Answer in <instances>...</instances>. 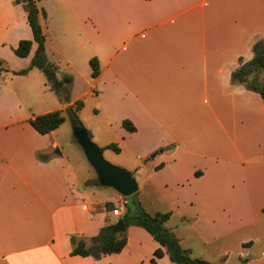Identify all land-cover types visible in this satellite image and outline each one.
I'll list each match as a JSON object with an SVG mask.
<instances>
[{
	"label": "crops",
	"instance_id": "1",
	"mask_svg": "<svg viewBox=\"0 0 264 264\" xmlns=\"http://www.w3.org/2000/svg\"><path fill=\"white\" fill-rule=\"evenodd\" d=\"M13 2L0 0V58L17 71L28 67L36 43L27 57L14 54L20 40L33 38ZM37 7L46 57L57 78L69 75L72 83L62 104L36 68L0 74V264H151L159 247L129 226L119 253L70 254L72 237L89 247L127 200L111 189L91 202L95 178H80L55 153V130L41 135L28 120L68 110L75 75L82 68L90 76L92 57L100 70L90 76L92 92L110 122L125 138L150 129L156 139L141 154L155 155L147 176L133 172L142 207L170 213L165 225L192 258L264 259V103L231 81L264 40V0H38ZM163 172L166 180L154 181ZM167 257L156 264H172Z\"/></svg>",
	"mask_w": 264,
	"mask_h": 264
},
{
	"label": "trees",
	"instance_id": "2",
	"mask_svg": "<svg viewBox=\"0 0 264 264\" xmlns=\"http://www.w3.org/2000/svg\"><path fill=\"white\" fill-rule=\"evenodd\" d=\"M38 0H14V4H20L26 12V20L32 32V40H20L15 49L14 54L19 58L29 55L32 43H36V49L27 68L21 70H11L7 62L0 58V74L11 73L14 76L26 75L29 70L36 68L45 77V83L50 90L57 96L60 103L64 104L69 101V90L72 78L69 75L57 78L58 67L51 63L45 54V36L39 21L40 10L37 7ZM42 15H45L41 10ZM253 57L249 62L241 63V65L231 73V81L234 84L242 85L246 90L256 92L260 95L264 103V40H258L252 47ZM241 62V60H240ZM90 76L97 78L99 70V62L96 57H92L89 62ZM263 72V78L259 79L258 73ZM83 108V101L78 99L69 109L73 116L77 119V113ZM65 121L61 110L47 112L41 115H32L28 120L30 126L39 134L45 135L56 130ZM122 127L128 132H134L135 127L129 120L122 121ZM105 149H111L119 152L116 144H108ZM161 164L156 166L160 168ZM96 185L101 186L97 179L94 181ZM125 199V198H124ZM125 212L121 215L125 227L137 226L143 228L151 237L159 244L154 250L151 264H156V259L162 258L164 254L172 263L176 264H212L201 258H192L189 250L183 249L178 238L174 233L166 227L165 223L170 217L169 212H156L149 214L140 204L137 193L127 199ZM105 208L111 211L114 207L112 203H106ZM114 222L107 221L99 233L88 239L90 246L84 238H71L72 256H92L99 258L100 255L116 254L122 251L126 244V231L120 233L112 232Z\"/></svg>",
	"mask_w": 264,
	"mask_h": 264
},
{
	"label": "rangeland",
	"instance_id": "3",
	"mask_svg": "<svg viewBox=\"0 0 264 264\" xmlns=\"http://www.w3.org/2000/svg\"><path fill=\"white\" fill-rule=\"evenodd\" d=\"M79 71L80 72L75 75L72 84L73 92L71 95V102L74 103L78 99H81L83 101V108L76 115L78 121L75 119L72 112H70V109L62 112L65 121L55 130V138L59 143L57 149L61 150L63 156L68 158L72 170L80 178L86 177L95 178V180L97 179L96 173L87 162L81 147L73 137V122H79L88 131L90 139L102 151L103 157L108 163L124 169L126 172L132 174V176L134 170L137 169L143 179L147 176L152 164H154V153L148 155L144 160L141 159L142 151L153 147L152 144L155 143L156 139L153 137V132L150 129H147L144 131L143 136H131L130 138H125L120 128L114 126L108 119L104 111L103 98H98L93 94V83L89 74H86L82 68H80ZM257 75L259 79L263 78V72H260ZM43 76H41L42 80L45 78ZM49 95L56 100L57 96L53 91L52 94ZM112 143L118 146L119 152L105 149V146ZM153 179L157 182L166 180V172L156 174L153 176ZM105 192L112 193V190L108 187L98 186V188L91 193L89 200L91 202L94 200L101 201L104 198ZM164 193H166L165 189ZM127 199H129V197L125 200ZM252 259L254 260L253 264H264V259L261 257L257 256ZM211 260L216 262L213 264H235L237 262V257L235 255L230 256L226 263H224L223 259ZM212 261L209 262L212 263Z\"/></svg>",
	"mask_w": 264,
	"mask_h": 264
},
{
	"label": "water",
	"instance_id": "4",
	"mask_svg": "<svg viewBox=\"0 0 264 264\" xmlns=\"http://www.w3.org/2000/svg\"><path fill=\"white\" fill-rule=\"evenodd\" d=\"M72 131L74 139L81 147L87 162L96 173L97 181L101 186L113 189L124 198L130 197L138 191L137 181L132 174L108 163L104 159L102 151L92 142L88 131L81 123L74 121ZM55 153L60 154V151L55 149ZM125 230L126 227L123 220L121 218L117 219L112 232L120 233Z\"/></svg>",
	"mask_w": 264,
	"mask_h": 264
},
{
	"label": "built area",
	"instance_id": "5",
	"mask_svg": "<svg viewBox=\"0 0 264 264\" xmlns=\"http://www.w3.org/2000/svg\"><path fill=\"white\" fill-rule=\"evenodd\" d=\"M120 198H124V197H121ZM111 213L114 215V216H119L120 215V207H115L111 210Z\"/></svg>",
	"mask_w": 264,
	"mask_h": 264
}]
</instances>
